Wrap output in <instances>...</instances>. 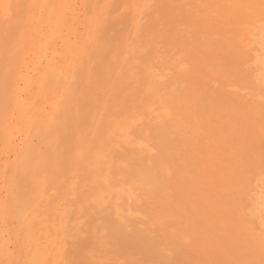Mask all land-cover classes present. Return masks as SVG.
Returning a JSON list of instances; mask_svg holds the SVG:
<instances>
[{"label":"bare ground","instance_id":"6f19581e","mask_svg":"<svg viewBox=\"0 0 264 264\" xmlns=\"http://www.w3.org/2000/svg\"><path fill=\"white\" fill-rule=\"evenodd\" d=\"M20 1L0 0V17L17 22V17L25 14L22 20L25 29L21 31L18 44L14 46L17 58L12 60L17 63L13 61L8 77L12 79L8 100L15 109L24 112L27 103L20 97L23 90L20 83L24 82L23 88L27 91V87L34 82L29 76L28 62L24 63L25 55H35L36 61L38 57L31 70L38 69L40 73L39 67L45 61L42 60L46 57L45 51L57 40L60 30L68 23L66 14L75 9V0H22L29 10L13 12V4L17 2L18 5ZM128 1L131 3L128 6L140 15L139 9L147 10L154 5L148 4L149 8H144L146 0ZM162 2H165L161 4L164 6L169 4L168 9L172 7L175 13L167 12L173 13L171 16L176 17V20H169L171 30H167V27L159 30L160 26L157 25L158 30L153 33L157 37L155 42L143 37L148 39V43H152L149 45L153 51H143L144 58L139 61L153 63L145 64L135 57V51L141 49L143 41L147 43L146 39L141 40V43L139 41V46L136 44V50L133 47L135 38L132 46L128 44L129 39L126 37L129 47L125 48L126 51L123 47L121 49L124 53H129V56L126 54L124 59L121 57L123 60L119 59L120 62L114 64L117 76L119 74L123 80L122 83L119 80V83H125L126 87L122 85L125 89L121 90L122 99L121 104L118 102V109L103 112L104 124H100L102 128L97 134L98 144L84 165V168H88L85 175L90 185L87 186L90 192H87L91 194L90 198H84L95 207L92 209L100 212L98 214H104L102 218L98 215L103 220L101 226L98 225L101 228L96 226L103 230V223H110L111 227L115 225L114 232L120 234L122 231L117 230L119 227L137 230L142 223L130 220V215L144 218L149 211L146 207L145 213L139 209L142 213L139 215L136 207L141 208L140 204L136 205L134 211L130 205L123 204V197L138 204L145 197L156 194L159 200L156 209H162L163 212L160 213H164L159 217L166 214H172L173 218L176 216L179 227L176 225L170 231L169 226L176 224V221L171 223V220L168 226H165L168 224L165 222V225L160 224L158 230L163 231V237L169 236V239L166 237L168 242L172 241L171 235L177 242L178 238L182 240V251H177V257L181 254L184 258L181 259V264L186 263V257V264L198 260L207 261L206 264H264V0ZM162 9L166 10L167 7ZM159 10L161 9L157 12ZM41 11H44V16L37 17L41 15ZM160 13L157 15H162ZM99 19H93V22H98ZM161 19L167 22L168 18ZM127 21V28H130L131 20ZM158 21L160 24V19ZM155 22L150 26H155ZM137 23L140 25L142 22ZM43 26L51 29V33L48 32L50 35L46 34L47 31L42 32ZM138 28L141 25L137 27L136 33L140 32ZM145 28L148 31L149 26ZM46 35H49V39ZM161 35H165L166 39ZM89 37L87 36L88 42ZM121 38L118 40L125 44L124 38ZM161 38L165 40L163 45ZM158 39L160 42H157ZM144 42L142 45L148 47ZM156 42L159 44L154 45ZM158 45L161 48L159 51ZM161 46H164V50ZM140 53L137 52L142 55ZM147 54L153 55L146 57ZM65 60V64L71 65L68 57ZM32 61L35 58L30 60V64ZM56 62L47 60L49 67L42 75L53 76L60 81L68 79L70 76H65L63 69L57 68L59 64ZM23 65L26 66L25 70L22 69ZM67 65L64 72H67ZM129 77L131 79L127 81ZM10 125L8 123L4 133L7 143L15 138L11 136L13 131ZM43 125L50 124L45 121ZM120 148L125 151V155L121 156L124 157L125 164L129 163L127 165L123 162L121 164ZM31 149L38 152L35 148ZM128 150L131 152L127 153ZM129 154L130 158L133 157V164L127 159ZM78 171L81 170L76 169ZM149 199L151 201L153 197ZM29 208L33 211L34 205ZM153 211L152 213L159 215ZM154 214L152 217L156 218L157 215ZM21 216L26 226V217H23L24 214ZM104 218H114L116 221L111 219L110 222ZM146 221L143 223H147ZM158 222L163 223L161 220L156 223ZM26 224L27 236L31 238L30 249L34 250L31 264L44 263L46 248L39 247L42 239H45L48 250L59 254L57 246L49 242V235L36 232L33 220ZM195 235L198 237L192 239ZM113 238L115 240V236ZM172 242H169L170 245ZM174 246L175 244L171 247ZM8 248L7 244L0 245V255L8 253Z\"/></svg>","mask_w":264,"mask_h":264},{"label":"rangeland","instance_id":"374dc122","mask_svg":"<svg viewBox=\"0 0 264 264\" xmlns=\"http://www.w3.org/2000/svg\"><path fill=\"white\" fill-rule=\"evenodd\" d=\"M124 1L75 0V9L66 14L68 23L60 30L57 40L53 43L56 44L57 42L56 46L51 43L53 47L50 44L51 46L49 45L48 48L50 51L48 49L45 51L47 59H45L46 57L42 58L45 61L39 67L40 73H38V69L31 70L34 69L32 65L38 61V57L36 61L35 55H25L24 63L28 62L29 76L33 78L34 82L27 87V91L23 88L24 82L20 83V87L22 86L21 90L23 89L20 92V97L24 98L27 103V106H24L26 109L24 112L15 109L8 100V97H10L9 91H11L9 88H11L10 85L12 84V79H8V77H10L11 66L15 62L12 59L17 58L14 46L18 44V36L25 29L22 23L25 14L19 15L17 22L0 17V245H9L8 253L0 255V264H31L34 250L30 249L29 241H31V238L27 236L28 225L26 224L30 220H33L36 224V232L40 233V235L41 233L49 235V242L56 245L59 250L58 255L56 251L53 252L51 250V252L45 246V239H42L39 247L46 248V253L43 254L44 263L42 264H181V259H184L181 254L177 257V251L181 253L183 248L181 246L183 242L178 238L180 236L177 238L178 242L181 243H178L171 235L170 239L172 241L175 239L177 244L174 241V243L169 241L172 242L170 245L168 240H166V237L169 239V236L165 235L164 239L162 236L164 235L162 234L163 231L158 230V228L160 229V224L165 225V223H168L165 225L168 226L170 224L169 221L172 220L171 223L176 221V216L173 218L172 214H166L164 217H159L163 216L164 213H160L163 212L162 209L159 211L156 209L159 206L156 194L149 197L151 199L153 197L151 201H149L148 197H145L146 199L141 197L142 203L139 201L138 204L132 203L130 198L123 197V204L125 206L130 205V208L133 207L134 211L137 208L139 215L142 214L140 210L144 211L143 213L148 210L150 212L148 211L149 214L145 213L147 216H143L144 218L130 215V220L142 221V223H140L139 228L137 227L138 232L136 228L117 227V230L122 231V234L114 232L113 227L115 225L111 227L110 223L109 225L103 223L105 225L103 230L99 229L101 228L99 226H101V221L103 222L101 218L104 214H98L100 212H96L94 210L95 207L85 200L90 198L91 194L88 193L90 192L88 191L90 190V185L85 175V171L88 168H84V165L87 164L88 157L94 152L98 144L97 134L102 128L101 125L104 124L103 112L109 109L111 111L118 109L117 107L121 104L122 99L121 90L125 89L122 88L125 83L120 84L123 80L119 74L117 76V71L113 68L115 67L114 64L119 63L121 57L124 59L126 54L129 56V53H124L123 50L126 51L128 49L126 47H129L130 44L133 46L132 40L134 38L136 42L133 40L135 42L133 47L137 50L141 40L151 38L149 41L155 42L157 37L153 36V33L158 29L160 30V28L165 29L167 27V30H171L168 25L169 20H176V17L171 16L175 12L171 9L172 7L168 9L167 5L169 4L165 5L167 7L166 10L162 9L165 6L161 4H165V2H162L165 0L161 2H159L160 0H151V2L146 0V3H143L144 8L148 4L154 5H151L150 8L147 6L149 8L147 10L139 9L141 15L138 11L135 12L131 6H128L131 4L128 0H126L128 4ZM16 3L12 6L13 12H18L22 9L29 10L22 0L18 5ZM109 3H111V7ZM108 5L109 7H107ZM158 9L161 10L157 12ZM141 10L143 11L141 12ZM167 11L173 13L168 14ZM159 13L162 15H157ZM125 14L128 15L126 16ZM39 16L42 18L44 11H41V15H37V17ZM135 16L138 17L137 20L139 22L143 23V25L142 23L140 24L141 28H138V31H140L137 32L138 34L136 31L140 25H138L139 23H137ZM156 16L160 17L157 18ZM99 17L101 18L99 19ZM130 17L132 18L130 19ZM149 17L153 19L148 20ZM97 18L99 21L95 22ZM161 18H168L166 19L167 22ZM93 19H95L94 22ZM127 19L131 20L130 28H127L129 26L127 25V22H129ZM154 19H157L155 20L156 22ZM159 19L163 23L160 22L159 24ZM154 22L155 26L151 27L150 25L154 24ZM157 25L160 26L158 29ZM148 26V31H146L145 27ZM174 26L171 27L172 30ZM44 27L48 28V26H43L42 32L51 33L50 28L46 30ZM149 30L151 31L149 32ZM164 31L159 32L166 34ZM92 33L95 34V38ZM87 36H90L89 41L91 43L88 42ZM161 36L166 39L165 35ZM120 37H122L121 40L124 38L125 44L118 40ZM143 37L146 38L143 39ZM92 39L95 40L93 41ZM148 39H146L147 43L143 42L148 44L150 49L147 45L146 47L142 45V42L139 50L142 53L138 50L135 51L136 60H143L144 52L150 53V50H152L151 45H149L152 43H148ZM159 39L157 42H160ZM164 39H162L161 45L165 44L163 43ZM126 40H128L129 45L126 44ZM117 42L120 48H118ZM157 42L154 45L159 44ZM122 47L123 50L121 49ZM159 47L160 45L157 47L158 51L161 50ZM162 48L164 50V46ZM146 50H149V52ZM137 52L142 55L137 54ZM153 54H149L150 56L147 54L146 57H151ZM67 57L69 62H71L69 66L65 64ZM32 58L33 60L35 58V61L30 64ZM47 60L57 61L56 63L59 64L57 68L63 69V74L65 76L68 74L70 77L60 81L56 77L42 75V72L49 67ZM139 62L145 63L144 61ZM148 62L145 64L153 63L151 61ZM66 65L68 69L66 70L67 72H64ZM25 67L23 65L22 69L24 68L23 70H25ZM130 79L129 77L127 81H130ZM111 89L115 91L113 92ZM45 121H48L50 125L42 126ZM8 123H11L10 126L12 128L10 129L14 133L11 136L15 137L10 143L6 142L4 134ZM31 148L37 149L38 152L35 153ZM116 152L118 153V150ZM129 152L131 151L128 150L127 153ZM120 153H118L120 154L119 159L122 160L121 164H123L126 162L123 160L124 157H122L125 155V151L121 149ZM130 157L131 154L127 155V159L132 163L133 157ZM122 167L126 169L124 165ZM76 169L81 171L76 172ZM85 180L87 181L86 183ZM85 191L88 192L86 193ZM145 195L149 196L148 194ZM108 198H111V196H108ZM32 205H34L33 211L29 208ZM136 205L141 208L136 207ZM145 207L148 208L147 211L144 210ZM155 209L156 211H153ZM151 210L159 213V215L152 213ZM23 214V217H26V222H24L26 226H24L22 221L21 215ZM153 214L158 217H152ZM149 217L151 218L149 219ZM111 219L116 221L114 218H104V220L110 222L112 221ZM154 219L157 221L161 220L163 223H156L157 221L155 222ZM98 221H100V224H97L99 223ZM145 221L147 223H143ZM148 223L151 224V227H149L150 224ZM177 224V221L176 224L172 223L168 229L172 231L174 229L172 227ZM96 225H99V228ZM177 226L179 227V225ZM144 231L148 233H144ZM101 236L106 238L103 239ZM114 236L116 241L123 240V243L121 241L117 243L113 238ZM196 237L198 235H195L192 239H196ZM116 238H120V240ZM164 242L169 244H164ZM174 244V248L171 247ZM165 245L167 247L170 246V248ZM171 248H173V252ZM160 250L162 253H160ZM186 259L184 262L186 261L187 263ZM198 261H189L188 264H206L207 262L204 260Z\"/></svg>","mask_w":264,"mask_h":264}]
</instances>
